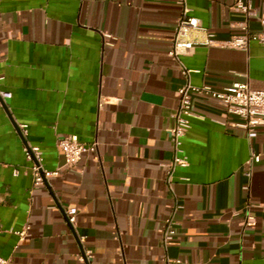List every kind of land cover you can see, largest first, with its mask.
I'll list each match as a JSON object with an SVG mask.
<instances>
[{"label":"crops","instance_id":"crops-1","mask_svg":"<svg viewBox=\"0 0 264 264\" xmlns=\"http://www.w3.org/2000/svg\"><path fill=\"white\" fill-rule=\"evenodd\" d=\"M249 1L254 16L236 0H0L1 257L80 264L90 250V264H264L262 125L249 138L217 99L195 95L179 153L188 163L170 181L166 166L184 83L168 53L176 19L187 9L216 40L180 55L192 84L263 89L264 46L226 45L245 27L264 32V0ZM68 134L97 142L72 166L56 145ZM25 145L58 173L35 185ZM171 214L177 232L164 248Z\"/></svg>","mask_w":264,"mask_h":264},{"label":"built area","instance_id":"built-area-1","mask_svg":"<svg viewBox=\"0 0 264 264\" xmlns=\"http://www.w3.org/2000/svg\"><path fill=\"white\" fill-rule=\"evenodd\" d=\"M233 8L242 11L247 16H254L256 12L252 9L250 1L236 0ZM264 23V19H261ZM246 31L242 35L233 36L226 45L247 49L251 41H255L264 46V32H251L245 27ZM201 37L198 38L197 35ZM174 41L172 48L169 50L170 56L174 57L179 64L181 75L184 78L183 85L178 89L179 101L176 110L172 113L173 125L169 128L171 134V141L174 146V157L172 161L166 165L168 173V181L175 165L186 166L187 159L180 155L182 139L190 127V117H192L193 96L209 94L217 99L223 106L228 115H235L239 118V122L235 125L245 128L249 138L255 137L257 131L255 127L262 125L264 131V88L253 89L246 82H234L225 89L218 91L212 89L208 85H194L190 81L191 69L186 67L180 59V55L186 53L190 48L196 45H214L216 40L213 33L206 30L200 25L199 19L193 15H189L185 9L181 16H179L174 25ZM3 98H9L11 93L3 91L1 93ZM102 101L99 102L101 105ZM20 132L22 135L27 134V125L21 124ZM57 147L64 154L65 165H75L81 155L88 151H94L97 148V142H82L78 139L76 134H68L59 137L56 142ZM24 155L30 161V169L32 171L33 183L35 185L43 184L48 178L56 175L58 169L49 170L44 168L42 164V151L39 146L25 145L23 148ZM253 161H259V155L252 154ZM16 173V171L14 172ZM77 214L76 207H70L67 210V218L70 223L75 221ZM26 228L19 232L21 236L26 235ZM176 221L173 214H171L165 223V228L162 233V245L166 248L167 243L175 236ZM91 251L85 250L80 255V264H90ZM179 259L170 260L166 258V264H179ZM0 264H9L8 259L0 256Z\"/></svg>","mask_w":264,"mask_h":264}]
</instances>
